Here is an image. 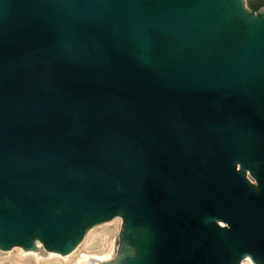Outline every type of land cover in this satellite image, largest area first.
Returning a JSON list of instances; mask_svg holds the SVG:
<instances>
[{
  "label": "water",
  "instance_id": "95a60500",
  "mask_svg": "<svg viewBox=\"0 0 264 264\" xmlns=\"http://www.w3.org/2000/svg\"><path fill=\"white\" fill-rule=\"evenodd\" d=\"M116 215L101 264H264V0H0V249Z\"/></svg>",
  "mask_w": 264,
  "mask_h": 264
},
{
  "label": "rangeland",
  "instance_id": "374dc122",
  "mask_svg": "<svg viewBox=\"0 0 264 264\" xmlns=\"http://www.w3.org/2000/svg\"><path fill=\"white\" fill-rule=\"evenodd\" d=\"M241 170V164H238ZM246 177L254 184L258 185L257 179L249 169H245ZM124 218L115 217L96 223L89 228L85 236L75 248L73 253L62 255L61 253L48 251L39 239H35L36 246H43L46 256H39L22 246H15L11 250L0 249V264H86L84 256L102 257L104 261L115 259L120 245V234L122 231ZM35 251V250H34ZM66 256V257H65ZM257 264L250 255H244L240 264Z\"/></svg>",
  "mask_w": 264,
  "mask_h": 264
},
{
  "label": "bare ground",
  "instance_id": "6f19581e",
  "mask_svg": "<svg viewBox=\"0 0 264 264\" xmlns=\"http://www.w3.org/2000/svg\"><path fill=\"white\" fill-rule=\"evenodd\" d=\"M31 252L36 253L39 256H46L47 255V253L44 251L43 246H40V247L38 246L35 251L33 250ZM105 258L84 256L85 261H87L86 264H101V263H104V262H108V261H104ZM247 264H249V263H247Z\"/></svg>",
  "mask_w": 264,
  "mask_h": 264
},
{
  "label": "flooded vegetation",
  "instance_id": "af4514ba",
  "mask_svg": "<svg viewBox=\"0 0 264 264\" xmlns=\"http://www.w3.org/2000/svg\"><path fill=\"white\" fill-rule=\"evenodd\" d=\"M39 240H40V239H39ZM40 241H41V240H40ZM41 242H42V241H41ZM80 242H81V241H80ZM42 244H43V243H42ZM120 244H121V237H120ZM43 245H44V244H43ZM78 245H79V244H78ZM78 245H77V246H78ZM37 247H38V246H36V248H37ZM44 247H45V246H44ZM119 249H120V245H119ZM119 249H118V252H119ZM117 255H118V254H117ZM116 257H117V256H116ZM116 257H115V258H116Z\"/></svg>",
  "mask_w": 264,
  "mask_h": 264
}]
</instances>
